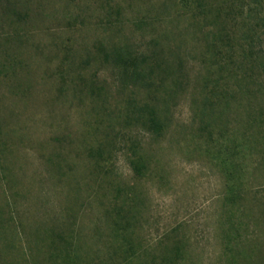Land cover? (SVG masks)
I'll list each match as a JSON object with an SVG mask.
<instances>
[{"label": "rangeland", "instance_id": "obj_1", "mask_svg": "<svg viewBox=\"0 0 264 264\" xmlns=\"http://www.w3.org/2000/svg\"><path fill=\"white\" fill-rule=\"evenodd\" d=\"M0 1V264H66L62 255L53 258L64 248L63 237L79 248L81 264L122 263L111 215L127 197L119 188L126 194L135 188L139 196L134 264H154L177 245L185 251L180 264H226L232 207L217 159L220 137L203 136L195 116L208 79L235 93L239 113L235 103L222 142L233 149L250 100L246 104L237 88L244 80L226 76L207 48L221 9L220 24L239 37L235 55L244 62L239 48H246L248 29L264 10L249 17L253 0H205L203 11L194 0ZM13 4L19 16L8 11ZM155 40L169 62L183 64L184 78L170 130L158 139L126 124L127 101L144 92L122 83V72L106 56L125 43L149 54ZM256 43L264 60V22ZM261 82L264 74L249 88L257 91ZM92 88L104 89L106 101ZM258 93L255 104L264 113ZM133 143L151 162L143 179L130 163ZM101 144L110 149L103 171L90 155ZM245 150L235 183L246 197L234 218L245 225V245L236 255L239 264H264V146L247 143Z\"/></svg>", "mask_w": 264, "mask_h": 264}, {"label": "trees", "instance_id": "obj_2", "mask_svg": "<svg viewBox=\"0 0 264 264\" xmlns=\"http://www.w3.org/2000/svg\"><path fill=\"white\" fill-rule=\"evenodd\" d=\"M205 0H194L201 11L205 10L203 3ZM1 2V1H0ZM14 9H8L16 16L18 13V4ZM1 7V4H0ZM232 10V7L230 8ZM264 10V0H253V7L250 8V14L256 13L259 16L260 11ZM221 9H217L215 16L216 24H219V28L212 32L210 38V44L207 51L211 53V59L215 64L226 71V76L230 79H236L237 82L244 80V85H240L239 91L246 96V104L250 109L248 110V119L242 120L244 122L243 130L239 131V137L232 139L233 149H229L227 144L222 142L226 141L228 135V126L231 124L229 119V113L234 109L236 103L235 93L231 94L230 89L224 88L220 85V81L208 79L203 85L204 94H207L203 101L200 103L199 110L196 114V119L200 126L198 130L203 136L207 135L209 140H215L218 138L217 145H219V151H217V159L221 165V168L226 176L229 195L226 197L225 202L232 207L229 210L227 227L225 231V249H226V264H239L237 255L240 248L245 245L242 243L244 240V234H242L245 225L243 223L235 222L236 211L239 210V205L243 201L246 194L241 190L242 185L235 183L236 179L243 170V161L247 158V151L245 145L251 143L255 146H264V113L259 110L255 104V101L259 100L260 96L258 91L264 95V83L261 82L257 91L249 88L250 85H256V78L264 74V60L255 53L256 40L258 36V29L261 23L264 22V17L255 19L254 25H251L248 29V44L246 48L242 50V57L244 62L238 63L235 51L238 48L239 37L233 30L224 28L222 23ZM258 14V15H257ZM23 17V16H22ZM253 19V18H252ZM244 39L243 36L241 40ZM154 48L149 54L140 53L137 54L133 51L132 47L125 43L121 48L117 49L113 54L106 55L108 59H113L115 64L122 72V83L126 86L131 85L137 87L140 92H144L142 99H137L136 96L127 101V115L125 122L127 125H134L142 128L145 132L151 134L154 138L158 139L163 137L171 127V111L172 104L178 98L177 89L184 84V78L182 77L183 64L174 65L169 62L164 49L158 41H153ZM247 68V69H246ZM263 73V74H262ZM238 75L237 77H235ZM235 77V78H234ZM225 77H223V80ZM241 82V81H240ZM211 83V84H209ZM173 86V87H172ZM212 86V87H211ZM174 88V89H173ZM93 96L97 99L103 100L105 90L102 88H92ZM207 91V92H206ZM210 92V93H209ZM248 97H250L248 99ZM235 110L239 113V104L236 103ZM228 110V111H225ZM106 111V110H105ZM104 111V112H105ZM239 118H241L239 116ZM253 127H257L258 133H251ZM220 131V134L218 135ZM250 131V133H248ZM217 134V135H216ZM226 146L225 150L223 149ZM223 150V151H222ZM91 158L96 162L101 171L104 170V164H107L109 160L110 149L108 144H101L97 149L92 150ZM219 156V157H218ZM130 163L133 167L135 175L138 179H143L147 176L149 171L150 160L147 155L144 154L139 144H134L131 147ZM264 164V163H263ZM119 196L124 197L127 195L121 208L115 207L111 212L114 215L116 221L114 222V240L118 246L117 250L123 252L122 263L120 264H134L138 251L133 239V228L137 222V208L139 202L138 191L133 188L126 194V191L119 188L117 190ZM237 209V210H236ZM235 210V211H234ZM238 212V211H237ZM62 237V236H61ZM65 245L63 250H58L53 258H59L62 255L66 264H81L83 258L79 254V248L72 245L66 238H61ZM60 239V240H61ZM247 245H253L246 243ZM250 248V247H249ZM252 249V247H251ZM254 253V250L251 251ZM118 256V252H114ZM115 256V257H116ZM185 251L182 245L174 246L173 249L168 248V254L162 258H156L154 264H180V261L184 259ZM160 260V261H158Z\"/></svg>", "mask_w": 264, "mask_h": 264}]
</instances>
